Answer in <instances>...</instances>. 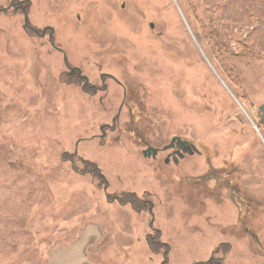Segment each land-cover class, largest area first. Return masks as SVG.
<instances>
[{
    "label": "rangeland",
    "instance_id": "rangeland-1",
    "mask_svg": "<svg viewBox=\"0 0 264 264\" xmlns=\"http://www.w3.org/2000/svg\"><path fill=\"white\" fill-rule=\"evenodd\" d=\"M61 4L0 0V264H264L256 242L231 227L228 192L202 207L171 179L190 165L200 173L202 156L158 165L124 130L133 114L161 147L174 135L193 140L264 201L261 29L233 26L224 59L210 50L201 1ZM48 28L80 75H67ZM144 190L154 215L127 202ZM255 219L264 246V211Z\"/></svg>",
    "mask_w": 264,
    "mask_h": 264
},
{
    "label": "flooded vegetation",
    "instance_id": "flooded-vegetation-1",
    "mask_svg": "<svg viewBox=\"0 0 264 264\" xmlns=\"http://www.w3.org/2000/svg\"><path fill=\"white\" fill-rule=\"evenodd\" d=\"M61 0H58V3ZM72 1V0H66V2ZM65 0H62L63 5ZM53 3H56L55 1ZM60 5V6H61ZM23 15H24V27L29 28V22H28V16L26 12V6L22 7ZM26 16V19H25ZM43 31L49 32V43L54 46V43L52 42V29L48 28ZM43 37L46 36V34L42 35ZM54 49L58 52H60L63 56V62L68 69L69 73L67 75L69 77H73L76 74L80 75V70L78 68L71 67L68 64L67 56L65 52L56 46H54ZM101 77L104 78V74H101ZM86 79V78H85ZM87 84V80H86ZM126 99V90L123 89V100L121 102L120 108L118 113L116 114V119L119 120V113H121V110L123 108V105L125 104ZM115 118L112 121V125L117 124V120ZM134 116L133 114L129 115V121L127 123V126L124 127L125 133H127L130 136L134 137V141L140 146L142 145L143 148L141 150V155L144 158H151L158 165H169L172 164L178 165L179 161L187 160V163L190 162L195 156H202L203 157V168L200 173H197L194 175V173L190 174L191 165L189 166V172H183L178 170H173L172 173H170V177L172 180L181 181L187 191L194 192L195 198L199 195L198 200L201 202L199 206L204 207V202L202 200H223L222 197L223 191L228 192L227 197L229 201L232 203L235 209L234 219L232 221L231 227L233 229L242 228L243 231L240 233L244 234L248 239L254 240L258 246L259 250H262L264 253V246L262 245V242L259 238L258 232L256 228L254 227L255 223V216L256 212L259 210L264 211V201L259 200L255 194L253 193L254 187H244L242 186L241 182L238 178H233L235 171V166H231L229 169L226 166H219V167H212V161L210 158V155L207 151L204 150V147L202 146L203 150H200L198 145H196L193 140L189 138H184L183 136H172L169 142L162 147L158 144L151 141L147 135L146 128H139L133 123ZM130 122V123H129ZM130 126H129V125ZM110 124H105L101 126V128H104L105 126H109ZM126 128V129H125ZM117 130V129H116ZM106 138L105 135L101 136V141H103ZM175 139V140H173ZM171 145V147H169ZM169 147V148H168ZM149 150V151H148ZM162 152H165L164 155H161ZM144 153L146 155H144ZM202 154V155H201ZM177 168V167H175ZM232 171V172H231ZM237 179V180H236ZM209 182H212V185L209 184ZM106 190V189H105ZM251 190V191H250ZM149 193L147 190H144L141 192V198H138L140 201H137L136 198H131L130 200H127L128 204L133 205L137 211H144L147 213H150L151 215H154L153 213V203L151 200L148 199ZM166 194H164L165 196ZM106 198L111 201H119L120 196L119 195H110L108 197V194L106 193ZM144 197V198H143ZM136 200V203L134 202ZM211 203V201H209ZM215 211V210H214ZM213 212V210H212ZM212 215L208 216V220H210V217ZM153 218V216H151ZM225 245H230L229 242L223 241L219 242L218 247H223ZM168 247V246H167ZM209 264H222L220 260L216 259L214 256H212L208 260Z\"/></svg>",
    "mask_w": 264,
    "mask_h": 264
},
{
    "label": "trees",
    "instance_id": "trees-1",
    "mask_svg": "<svg viewBox=\"0 0 264 264\" xmlns=\"http://www.w3.org/2000/svg\"><path fill=\"white\" fill-rule=\"evenodd\" d=\"M208 13L209 22L203 24L204 33L210 40L211 51L226 59L232 52L226 42L236 24H256L261 29L254 46L264 49V0H198ZM220 12V13H219ZM256 30V28H255ZM244 48V47H243ZM252 48H244L243 56L254 59ZM254 52V51H253ZM242 58H245L243 57ZM167 253V252H165Z\"/></svg>",
    "mask_w": 264,
    "mask_h": 264
},
{
    "label": "water",
    "instance_id": "water-1",
    "mask_svg": "<svg viewBox=\"0 0 264 264\" xmlns=\"http://www.w3.org/2000/svg\"><path fill=\"white\" fill-rule=\"evenodd\" d=\"M25 19H26V16H25ZM263 109H264V104L261 105V107L259 108V111L261 112ZM261 118H264V114L261 115ZM173 140H175V139H173ZM169 147H171V145H170ZM169 147H168V148H169ZM148 151H149V150H148ZM144 155H146V154L144 153Z\"/></svg>",
    "mask_w": 264,
    "mask_h": 264
},
{
    "label": "bare ground",
    "instance_id": "bare-ground-1",
    "mask_svg": "<svg viewBox=\"0 0 264 264\" xmlns=\"http://www.w3.org/2000/svg\"><path fill=\"white\" fill-rule=\"evenodd\" d=\"M125 9H127V6H125Z\"/></svg>",
    "mask_w": 264,
    "mask_h": 264
}]
</instances>
